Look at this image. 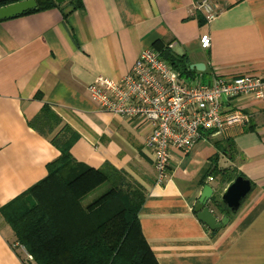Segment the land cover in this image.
<instances>
[{
  "label": "crops",
  "instance_id": "crops-1",
  "mask_svg": "<svg viewBox=\"0 0 264 264\" xmlns=\"http://www.w3.org/2000/svg\"><path fill=\"white\" fill-rule=\"evenodd\" d=\"M68 1L0 21V210L45 179L47 165L70 143L74 162L92 169L108 164L144 195L138 223L157 264H264L261 102L225 101L226 111H242L248 123L221 134L203 132L185 156L173 151L168 181L160 187L144 125L101 111L86 91L91 75L119 80L129 74L156 42L186 57L190 85L262 73L264 0H209L217 11L210 23L196 7L199 0H79L75 7ZM202 35L210 37L207 50L199 46ZM43 106L58 120L51 131L30 126ZM231 168L252 189L239 210L228 213L227 225L210 231L193 205L205 185L212 198L220 197L233 181L222 171ZM94 193L83 204L101 194ZM207 207L217 221L227 216L210 202ZM54 235L45 222L18 241L0 212V264L32 263L25 253Z\"/></svg>",
  "mask_w": 264,
  "mask_h": 264
},
{
  "label": "trees",
  "instance_id": "trees-1",
  "mask_svg": "<svg viewBox=\"0 0 264 264\" xmlns=\"http://www.w3.org/2000/svg\"><path fill=\"white\" fill-rule=\"evenodd\" d=\"M19 1L2 0L0 7ZM34 1L36 7L24 14L59 7L53 0ZM77 1L68 3L75 7ZM153 48L182 78H192L186 57L162 43H154ZM57 124L56 115L46 106L30 122L37 131H51ZM70 145H64L59 157L47 165L45 179L0 210L18 241L42 223L49 222L54 228L55 235L30 253L32 263L28 264H157L138 223L144 195L108 164L92 169L74 162ZM222 173L227 181L241 175L233 168ZM98 189L104 191L83 204ZM210 206L228 217L220 197L214 196Z\"/></svg>",
  "mask_w": 264,
  "mask_h": 264
},
{
  "label": "built area",
  "instance_id": "built-area-1",
  "mask_svg": "<svg viewBox=\"0 0 264 264\" xmlns=\"http://www.w3.org/2000/svg\"><path fill=\"white\" fill-rule=\"evenodd\" d=\"M196 7L206 23L217 16L209 0H199ZM199 46L202 50L210 47L209 35L200 37ZM86 91L101 111L144 125V146L152 158L155 184L163 187L173 151L185 156L203 132L221 134L248 123L242 111H226L225 101L244 97L264 105V71L229 79L214 76L208 84L190 85L155 51L145 50L129 74L119 80L91 75ZM25 258L32 261L30 254L25 253Z\"/></svg>",
  "mask_w": 264,
  "mask_h": 264
},
{
  "label": "water",
  "instance_id": "water-1",
  "mask_svg": "<svg viewBox=\"0 0 264 264\" xmlns=\"http://www.w3.org/2000/svg\"><path fill=\"white\" fill-rule=\"evenodd\" d=\"M57 5L64 3L67 0H53ZM36 7L34 0H22L6 6L0 7V20L10 19L20 16ZM191 68L202 71V65L194 64ZM251 184L242 176L236 177L220 195V202L226 209L227 213L235 214L242 203L245 201L251 192ZM213 190L209 185L202 188L199 198L193 205V212L196 219L205 225L210 231H216L226 226L228 223L227 216H224L220 221H217L213 212L207 207L211 201Z\"/></svg>",
  "mask_w": 264,
  "mask_h": 264
},
{
  "label": "rangeland",
  "instance_id": "rangeland-1",
  "mask_svg": "<svg viewBox=\"0 0 264 264\" xmlns=\"http://www.w3.org/2000/svg\"><path fill=\"white\" fill-rule=\"evenodd\" d=\"M102 191H103V189L96 190L95 193L93 194V196H91V197H94L96 195H99Z\"/></svg>",
  "mask_w": 264,
  "mask_h": 264
}]
</instances>
